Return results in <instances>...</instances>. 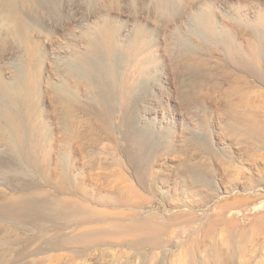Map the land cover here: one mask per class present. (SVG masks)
Returning a JSON list of instances; mask_svg holds the SVG:
<instances>
[{
  "label": "bare ground",
  "instance_id": "6f19581e",
  "mask_svg": "<svg viewBox=\"0 0 264 264\" xmlns=\"http://www.w3.org/2000/svg\"><path fill=\"white\" fill-rule=\"evenodd\" d=\"M20 2L21 0H0V24L9 37L26 48L29 63L36 71L18 70L10 77L0 72V217L25 233L24 240L28 247H34L39 241L48 245L45 249L38 246L36 255L43 257H38L29 264H70L72 258L83 255L84 249L88 251L87 248L88 252L99 251L102 257L108 256L112 250H116L120 256L126 251L142 256L149 253V256H144L142 264H165V261H158L157 252L166 251L175 233L188 235L186 243L180 246V254L183 255L181 264H239L237 254L244 253L243 241L252 242V239L250 229L247 230L242 223L227 216L240 203L238 200H227L224 205H217L211 214L204 216L198 229L193 228L197 218L192 212L171 215L165 220L153 214L144 215L141 211L145 203H149L142 190L148 188L146 186L149 182L153 184L156 180L154 166L160 159L158 152L160 149H167L165 152L168 156L181 152L176 144H172L189 127L187 117L174 119L175 123L172 124H177L174 126L175 130L178 127L181 129L173 133L171 140L165 139L167 144L160 148L156 144H149V141L155 143V136L140 129L137 124L131 127L130 131L137 135L138 126L137 140L141 151L138 161L130 148H121L118 143L103 148L101 154L105 150L109 151L108 157L95 156L91 161L86 160L102 144L101 134L105 132L110 140L114 139L116 129L112 123L113 113L119 110L124 120V111L132 107L131 102L129 103L130 96L137 95L140 98L152 94L148 88L151 80L145 82L142 89L138 88L140 85L137 86L136 80L143 82L153 75V70L156 71L154 66L161 65L158 54L161 47L156 41L157 37L153 38L154 32L147 29V25L142 27L140 24H137L140 27L125 29L122 25H117V21L111 16L107 15L109 17L105 18L106 13L102 14L105 19L91 26L89 23L97 15L89 12L71 15L62 10L58 14L62 18L61 25L42 27L44 30L37 31L45 33V38L52 43L55 56L49 58L46 50L42 51L39 47L42 40L34 41L33 29H30L22 12L20 13ZM205 18L209 24V32L217 34L218 27L212 13L207 17L205 15ZM191 48L188 50H192ZM48 58L53 62L54 68L46 66ZM163 68L167 84L161 86L162 97L171 88L178 89L171 71L164 66ZM245 69L252 75H260L251 62L246 63ZM92 92L98 94L96 104L107 108L102 114L104 119L101 116L100 131L92 127L91 120L83 121L77 115L80 110L85 114L91 112L89 102L93 100ZM51 94V110H44V101ZM81 95L87 99H81ZM190 99L198 107L207 98L192 96ZM194 118L192 119L196 122L197 119ZM232 120L241 128L240 139L249 141L260 139L264 135L262 125L254 117L235 115ZM186 138L193 143L200 158L197 161L196 158L189 157L182 165L172 167V191L186 187L189 194L201 196L202 189L212 187L210 176L216 174L218 169H223L225 162H221L220 154L213 146L207 145L206 141ZM141 140L149 147L141 145ZM176 142L180 141L177 139ZM148 150L150 155H147ZM75 155L85 158V162L76 161L80 158H73ZM211 159H214V165L210 163ZM90 169L92 171L88 172ZM10 187L14 189L11 190ZM8 230L4 226L0 227V245L7 243L8 246L16 242L10 239ZM219 232L223 233L221 240H218ZM19 239L20 237L17 239L18 243ZM71 246H77L79 250L46 255L49 251H63ZM204 249L211 259L196 258L197 253ZM6 251L0 248V264L7 261ZM134 261L128 263L133 264Z\"/></svg>",
  "mask_w": 264,
  "mask_h": 264
},
{
  "label": "rangeland",
  "instance_id": "374dc122",
  "mask_svg": "<svg viewBox=\"0 0 264 264\" xmlns=\"http://www.w3.org/2000/svg\"><path fill=\"white\" fill-rule=\"evenodd\" d=\"M19 10L30 29H33L34 41L42 40L39 47L42 51L43 49L46 50V55L49 58L55 56L52 43L45 38V33L37 31L44 30L42 27L61 25L62 18L58 14L62 10L71 15L76 12L85 14L89 12L97 15L98 17L96 16L89 23L91 26H94L97 21L111 16L110 18L117 21V23L115 22L117 25H122L125 29L131 30L140 24L142 27L147 25L146 28L154 32L153 38L157 37L156 41H158L159 48L161 47L158 52L161 65L154 66L156 71L153 70L154 76H151L154 80L151 77H147L143 82L136 80L140 89L145 82L151 80V85L148 88L152 94L140 98L137 95L130 96L129 103L131 102L132 107L124 111L126 120H123V114L119 110L112 115V123L116 129L115 140H110L105 132L101 134L102 144L98 145L96 150L93 149L95 153L86 160H93L95 156L98 158L108 157L109 151L105 150L104 154H101L103 148L106 145L118 143L121 148H130L138 161V157L141 155L137 140L139 139L137 137L138 126L155 136V143L149 141L150 146L156 144V147L160 148L167 144L165 139L171 140L173 133L181 129L178 127L175 130L174 126L177 124H172L175 123L174 119L187 117L186 122H189V127L185 128L184 134L181 133L180 137L177 138L180 142H176V139L172 144L173 146L176 144L181 152L173 156H168L165 152L167 149H160L158 152L160 159L154 166L156 180L153 184H155L149 182L150 184L146 186L148 188L142 190L149 202L145 203L141 210L142 213L144 215H157L166 220L171 215L192 212V215L197 218L193 228L198 229L205 219L204 216L211 214L217 205H224L227 200H238L240 203H237L227 213V216L242 223L247 227V230L250 229L249 235L252 239V242L243 241L244 253L243 255L237 254L239 264H264V135L260 137L263 141L259 138L249 141L240 139L241 128L232 120L235 115L251 116L260 122L262 125L260 126L264 130V0H21ZM105 13L106 17L103 18L102 14ZM210 13L216 21L217 34L208 30L209 24L205 15L207 17ZM219 33H223V35ZM181 41L188 45L185 46ZM188 46L190 48L192 46V50H188ZM48 59L46 66L54 68L53 62L50 59L48 61ZM247 62H251V65L260 72V75L250 74L245 69ZM163 66L171 71L172 75L169 74L173 80L175 79L178 89L175 90L173 87L162 97L161 86L167 84L163 77ZM18 70L36 71L34 66L29 63L26 48L16 42L14 38L9 37L4 31V26L0 24V72L10 77ZM137 93H139V89ZM154 95L155 99L153 98ZM48 96L43 104L44 110H49V106L52 105L53 95ZM192 96L195 98L206 96L207 99L202 106L199 104L197 107L192 104L190 99ZM91 97L93 98L89 102L91 112L85 114L80 110L77 115L83 121L91 120L92 127L100 131L99 123L107 108L105 106L99 107L96 104L95 100L98 97L96 92H92ZM81 99L87 98H84L83 95ZM195 108L197 109L195 110ZM187 109L192 110L193 113L189 110L187 112ZM193 116L199 117L194 118ZM192 118L197 119L196 122ZM136 124L138 125L136 127L137 135L134 131H130L131 127H135ZM203 124L204 126H202ZM185 135L194 140L206 141L207 145L213 146L220 154L221 162H225L222 166L223 169H218L216 174L210 176L212 187L202 189L203 195L201 196L195 197L189 194L186 187H181L176 192L175 190L172 191V180L174 179L171 177L174 176L171 172L172 167L182 165L189 157H194L197 161L200 158L195 152L193 143ZM141 142V145L149 147L143 140ZM54 143L57 144V142ZM149 150L147 155H150ZM73 158H80L76 161L85 162V158L78 157V155ZM209 161L214 165V159ZM87 171L91 172L92 170ZM10 189L13 190L14 187H10ZM0 220V227L3 228L4 226V229H9L7 232H10V239L16 240L13 245L7 246V243L0 245L1 249L8 252L5 254V256L8 255L7 261H3L2 264H29L38 257H43L36 255V248L40 246L45 249L48 247L47 244L39 241L34 247H28L24 240L25 233L22 230L18 231L13 224L2 217ZM177 228L179 229L180 226ZM222 237L223 233L219 232L218 240H221ZM187 239L188 235L184 233L172 235L171 244L166 251L159 250L157 252L158 261H165V264H181L180 259L183 255L180 254V246L184 245ZM76 250H79V247L71 246L63 251L61 249L49 251L46 255L73 253ZM87 250L89 251V248ZM88 251L84 249L83 255L72 258L70 264H129L128 262L131 260H135V264H142L144 256H149V253H145L143 256L136 255L133 251H126L120 256L116 250H112V254L108 253V256L102 257L97 250ZM22 252H26V254H22ZM196 258L199 260L211 259L205 249L200 250Z\"/></svg>",
  "mask_w": 264,
  "mask_h": 264
}]
</instances>
